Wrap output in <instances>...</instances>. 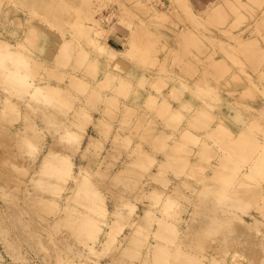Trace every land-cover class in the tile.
<instances>
[{
	"label": "rangeland",
	"instance_id": "rangeland-1",
	"mask_svg": "<svg viewBox=\"0 0 264 264\" xmlns=\"http://www.w3.org/2000/svg\"><path fill=\"white\" fill-rule=\"evenodd\" d=\"M59 1L61 0H0V38L10 43L12 47H15V44L22 40V43H20V50L27 53V55L32 56V58L28 56V59H32V61H34L33 58H35L36 62L34 61L35 64H33L35 69L33 68L34 66L32 67V70L34 71L32 74L34 78L33 85L35 83L44 84L49 82L58 85L61 89L63 88V94H58V98L55 100L57 102L51 106L35 100L33 103L28 102L30 101V98L26 96L24 92H21L20 94L19 92L18 94H11L9 98H6L4 87L2 85V77L6 72H0V264H74L76 262L82 264H144L143 259L145 257H147L145 264L148 262L151 263V260L153 262L152 257L154 256V249L151 247L156 245L155 243H158L159 241L161 243L163 241V238H161L162 241L159 238V240H155V238L161 237L160 233L158 235H153V233H151V229L152 232L158 230L155 228L158 226L156 224V221H159L158 219H163L162 222H159L163 223L164 221L163 224L166 225H164L165 227L163 229H161L163 225H159L161 227V230H159L162 231L161 234L163 235H166L163 232H172L173 229L170 228V226L173 227L172 224L175 226L177 225L176 227L174 226V231H177L178 233H170L171 235H174V233L176 234V237L178 238L177 242L179 243V240H181V245L183 242H186V244H183V247H187L188 245L187 248H183L182 246L179 247H182L183 249L186 248V251L189 250L191 253L193 251L194 256L196 255V252L194 251L198 252L197 256H192L194 259H197V261L193 264H218L222 259L223 264H264V216L260 215L259 212L261 211L257 210L258 203H249V208L248 204H243L247 208L240 206V209L243 208V210L246 209V211L248 209L247 212L249 214L256 211L255 213L259 220L250 219V215L245 211H242V209L240 211L239 207L237 209L233 207L237 210V212H239L236 214V211H233L231 218L228 217L226 219L225 215H228L221 214L222 205H226L225 203H221L223 201L221 198V201L218 198V196L222 193L219 185L216 186L217 184H220L219 179L214 177L218 173H221L219 170H221L220 162L222 160V149L224 150V153L226 150L230 149L231 153V148L234 147V143L242 139L243 136H250L249 140H245V142L241 140V147L243 149L247 148L248 150V152H244V155L247 156L246 159L252 157L254 153H258L260 149H264V68L261 73L259 72L260 68L257 69L259 63L261 64L262 61V63H264V55H262L264 54V15H262V18L260 16L258 17V14L264 11V7L260 5L261 8L263 7V10L260 8L262 10L261 11L259 9V5L257 7L256 3H254L257 2V0H253V2L251 0H247V2L246 0H243L245 1V5L242 6L241 4H238L237 6L240 5L239 9H242L244 12L241 13V11L238 10L241 13L238 14L236 10L238 8H235L237 6L234 0H230L234 3H231L228 0L229 3L227 6L224 4L228 1H226V3H224L225 1L222 2L224 4L219 8L217 7L221 3L217 4L216 2L220 0H172V4L173 2H176L175 4L180 2L179 5L176 6L177 10H174V5L167 7V5L163 3L164 0H85L87 1V4H85L86 2L84 0H63L68 3V5H71V7H68L66 12L62 14V11L58 6ZM211 1H215L217 7L216 5L214 6ZM262 1V3H264V0ZM44 2L51 4V6L47 8L46 3ZM82 2L84 4H82ZM247 4L251 6L248 7ZM208 6L213 7L211 8L213 10L215 8L219 10L222 6H224V8L222 7L223 9H220V11L223 10L222 12L224 13L221 14L224 15L225 19L222 15L217 16L220 11H208L210 9ZM204 8H206L207 12H209L210 18L206 16L207 22L203 17L205 15L202 17L200 16L204 11L206 13V10H203ZM227 10H229L228 13L226 12ZM253 10L259 11V13ZM78 11L79 13H77ZM178 11L180 13H178ZM198 12L199 15L195 14L196 16L193 18L191 13L198 14ZM211 12L213 14L216 13L215 15H212V19L210 16ZM187 13L191 14L192 17L188 16ZM232 13L233 15H231ZM252 13L257 15L252 16L254 15ZM121 14H125L123 15L124 17ZM164 14L167 16H163ZM228 14L232 17V19H230V16L227 17ZM39 15L51 21L53 26L43 20H40L39 23ZM206 15L208 14L206 13ZM76 16L78 21H74L76 20L74 19ZM198 16H200V18H204L202 19L203 24L200 22L201 19L198 18ZM220 17L223 18V21ZM192 18L198 19L199 21L197 20L195 23V20ZM226 18H229L230 20L228 19L229 21H226ZM191 20H193V23ZM127 23H131V26ZM31 24H38L42 28L51 27L52 30H50V28L48 29L47 36L45 39L43 36V40L41 38L28 39L27 36L31 32ZM223 28L226 29L224 30ZM248 28H250V31L248 33L249 38H247L248 40L246 39L247 42L246 40L240 41L236 38L239 37V35L243 36L248 31ZM191 30L194 31L197 38L201 33L198 44L195 45L196 47L193 46L194 42L191 43L192 46L190 45L191 39L189 40V31ZM185 33H189L187 34L188 36ZM110 36H116L117 41L121 45L119 46L120 48H116L110 44ZM117 36L121 37V39ZM191 36L194 38V35ZM231 36H234L235 38H230ZM251 39H254L255 43H253V40ZM200 40L204 42H200ZM249 40H251L252 43ZM124 41L127 44L124 43ZM177 41L178 45H176ZM207 41H210L212 44H209V42L206 43ZM62 42H64V44H62ZM244 42L248 44H244ZM233 43L237 44L236 48H234L235 44ZM240 43L243 44L242 46H244V48L238 47L241 46ZM213 44H215L216 47ZM64 45L65 47L68 46V48H65ZM141 45L146 49L142 48ZM43 46L46 48L41 49L40 47ZM59 46L62 51H59ZM260 46L262 47V50ZM63 47L64 50L68 49L67 51H64L68 52L67 54L63 52ZM187 47L189 49H187ZM227 47L228 50H226ZM249 48L252 51L255 48V53L253 52V54L251 52V54H249V51H251H248ZM143 49L145 52H143ZM211 49H215L214 53ZM43 50L44 53L42 52ZM122 50L125 51L123 52ZM242 50H245V52ZM83 51H86L85 54ZM208 51H211L213 54L211 52L207 54L206 52ZM113 52L118 56H114ZM139 52L140 54H138ZM216 52H218V54H216ZM197 55L200 59L196 57ZM221 55L222 57L224 56L225 60L224 58H221ZM246 55L251 58L249 57V59H247L248 57ZM143 56L146 57V60H143ZM142 57L143 61H140L141 59L139 58ZM256 57L257 59H255ZM196 58L199 60L196 61ZM201 58L205 59L201 60ZM214 58H216V60ZM219 58L222 62L219 61L218 63L217 61ZM92 59L95 60L93 63ZM96 59L98 60L96 61ZM118 59H122V62L120 61L121 64L116 62ZM171 59L172 62H170ZM123 60L126 61L127 64L125 63L124 65ZM249 60H253L254 62H250ZM112 61L117 64L112 65ZM185 61L188 62L184 65ZM100 63H102L101 66L103 65L104 69L101 67L99 68L98 64ZM128 63L129 65L131 63L132 66H128ZM221 63H225V65H222ZM211 64H214V66ZM216 64L218 66L220 64V66L225 67H218ZM232 65L235 67L234 70L237 72L235 85L233 82L231 85H227L230 88L224 86L226 90H222L223 88L221 85L218 86L219 90L222 91H218V88H216L217 86L215 87L217 90L214 89L211 84L215 83L214 81L217 82V76L219 74H224V70ZM116 66L117 68H113ZM123 66H127V68ZM106 67H108V69ZM124 68L125 70H123ZM213 68L216 71H213ZM220 68L223 70L222 72ZM110 69L112 73L109 71ZM217 69H220L219 73L217 72ZM103 70H105V72ZM126 70H128L131 74ZM128 73L129 75H127ZM124 74L125 76L127 75L130 77H125ZM111 75H115L114 78L110 77ZM123 77L125 80H129L130 78V84L129 81H124V79H122ZM218 77H220V75ZM237 79L240 80L237 81ZM120 80L124 81L127 86L125 87L122 84L123 88L118 87L116 89L114 83L118 84L120 83ZM190 81L193 83V86H191L192 83ZM187 82L189 84L191 83L190 86L187 85ZM237 82L238 84H236ZM128 84L129 86L133 84V86H130V89H126ZM184 85L186 87H184ZM238 85L240 86L238 87ZM172 86L176 89H173L174 94L176 92V94L179 93V95L183 94L182 97H186L187 100V95H189V98L191 96L190 100H193V104L191 101H186L185 98V101L183 99L182 100L190 106L185 104L182 105L184 102L182 103L181 97L178 96L181 101L179 102V100L175 98L176 94L174 95L171 91ZM169 89L170 94H173H171V99L168 98L170 94H167ZM151 90H154L155 92L157 90L156 93L161 99L162 96L164 97V100L168 98V103L172 102L170 104L176 108H173L172 106L171 109L170 104V106H167V101L162 103V100L159 97H156L157 94H155L154 91L153 94H151ZM24 91L27 93L26 90ZM139 93L145 95L144 97L146 102H150L148 101V98H151L150 96L156 95L155 97L158 99L157 101L154 100L153 96L152 99H150L156 106L154 104L152 105V103H147L148 105L146 102L143 103L144 97H141ZM110 97L112 98L110 99ZM222 97L224 98L223 100ZM114 98L116 102L113 100ZM137 99L139 102L146 104L147 106H142ZM172 99L174 101H172ZM109 100L110 102L113 100L114 103H112V101L111 104ZM8 101H10V103ZM175 101H178L179 104L177 103V105ZM228 101L231 102V105L226 103ZM123 102L126 106H123ZM225 105H228V108H231V106L236 108L237 111L234 112V108V111L232 110L233 113L231 114L229 112L232 111L228 112L229 109H225L230 114V117H234V121H236L237 118L240 119L239 116L236 117L238 114L242 111H246L245 113L242 112L245 119L243 117L242 118L245 121H242V118L238 121L239 123H244L235 125L237 122L235 123L233 121L234 128L239 129L243 127L242 130L237 129L236 131L238 132H236L235 129L229 131L233 128L230 126L232 124V118L227 117L229 114H227L226 117L223 116L226 119L222 117L223 114H226L222 111V109L224 110V108H227ZM191 107L194 108L190 110L189 108ZM195 107H198L196 108L197 110H208L207 112H209L208 114L210 116L207 112L206 114L200 111V113L196 112L197 110ZM194 109L195 113H198L196 116L194 115ZM220 110L223 112V114L221 112V117ZM142 111L144 112L142 113ZM247 112L250 116V118L247 116L248 119L246 118ZM169 113L171 114L170 116ZM173 113L175 115L178 114L177 116L179 118L175 119L176 117H174L175 120H170L169 118ZM250 113L253 114L251 115ZM189 114H193V116H191L194 120L193 122L191 121ZM233 114H236V116ZM187 115L190 118H188ZM206 115L209 117L207 118ZM196 117L200 118L196 119ZM222 119L224 120V125L221 123ZM73 122H76V124H73ZM184 123H187L188 125H184ZM65 124H67V127L69 128H74L75 131H81L82 137L78 136L81 139L80 141L78 140V137L70 139L64 137L63 125ZM180 124L182 125L179 128L178 125ZM218 124H220V127L216 128L217 126L215 125ZM245 124H248L249 127L252 124L251 128H253V130ZM183 125L184 127L187 125L186 131ZM83 126L85 131L81 129ZM214 126L215 130H217L212 134L211 131ZM148 128L150 129L148 130ZM181 128L184 130H181ZM179 129L181 131H177ZM145 130H147L148 133L147 131L145 132ZM208 130L209 132H207ZM219 130L222 131H220L222 135L218 132ZM240 131H242L241 135L244 134L243 136L239 134ZM191 132H193V135L196 134V137L200 136L196 144L192 142V139L187 135ZM209 133H211V135ZM154 134L156 135L155 138ZM160 135L164 136H161L162 139H160L163 141L166 135L169 136L168 138L166 136V139H168L165 140L166 143L161 141L163 146L161 143H157L160 142L158 140ZM183 135H186L187 139L180 140L179 142H183V144L180 145L188 146L187 151L183 153L184 155L176 152L174 149L175 146H173L175 143L174 137L178 138ZM234 136H238V138H235ZM184 137L185 136H183V138ZM222 139L224 142H221V145L219 142L222 141ZM205 143H212V147L209 146L210 149L212 148V152L208 149L212 153V157H209V155L207 156L209 151L207 152L206 149L204 151L207 153H203L204 151L201 150L205 148ZM168 144L170 145V148L173 146L172 149L174 151H170V148L167 150L169 147ZM208 145L210 144H207V148ZM223 145H226V148L228 146L229 149H226ZM190 147H192L193 150L197 149L195 152L199 151L197 152L198 158H193V156H196V153L193 152V155L191 153L192 150L191 152L189 150ZM167 151H169V153L175 152L177 153L176 157L179 156L183 158L181 161L183 162L181 172H183V169L185 172L181 173L179 171L180 173H178V175L180 174L182 178H179V176L176 177V173L174 175V168L172 170L169 169L168 164L173 161L169 162L168 160L174 159L165 154ZM200 151H202V153ZM219 151L221 154H219ZM51 152L53 154L57 153L56 155L59 154L61 156L67 155L69 160H73V169L78 170L81 168V170L85 169L88 171L89 175H87L91 180H93L92 187H94L99 194V199L95 204L101 205L104 203L108 209L107 215H105L106 217H103L106 221L103 222L104 220L102 219V222L105 224L104 225L102 223V226L104 225V230L108 231L107 227H109V225L107 223L114 218L113 216H115L113 215L112 210H118L121 212L124 225L126 223L127 226H125L121 233L116 234L117 236L119 235V239L116 240L115 244L110 245L109 249H107L108 247L105 248V243H103L104 239H107V231H104L103 229L100 230L95 240L90 243V237L87 236V232L89 230L86 225L83 227L85 222L79 217V208L88 212L87 221L90 222V208L87 205L90 204V202L89 199L86 200L85 197L82 196L85 195V192L81 191V195L73 196L75 182L71 177H68L66 182H64V180L57 179V177L53 178L46 176L47 174H42L41 171L39 172V169H41V163L45 159L44 157L51 154ZM190 153L193 156H191ZM141 154L144 155L143 157L146 160L143 159L142 162H139L140 159L138 158ZM226 154H229V151L228 153L226 152ZM188 157H190V159ZM230 157L231 155H229L228 158ZM153 159H155V161ZM157 159L160 161L158 162ZM166 160L169 163H167ZM191 160H193L196 164L197 162L200 164L197 166L199 172L198 169L195 170V167L194 170L195 172L197 171L196 174L198 176L206 175V177L209 178H206L207 181L203 179L204 181L202 180L201 182H198L197 178L193 176L195 175V172L192 170L193 167H191ZM152 161L154 162L151 163ZM160 162L162 164L161 167L163 168L158 166L157 163ZM218 165L219 167H217ZM172 166L174 167V165ZM172 166L170 168H172ZM185 167L187 168L185 169ZM188 167L191 168V170ZM87 171L84 172L87 173ZM191 171L194 172V174ZM212 171L213 173L215 172L213 176ZM206 173L209 174L210 177L207 176ZM245 173L247 176H245ZM245 173L242 174V176L245 177L243 178L239 175L238 180L243 182L242 179H247L249 184L247 187H249L252 192L258 194L257 198L260 199V202H264V199H262V193L264 194V177L261 178L263 175H261L259 171L258 173L255 172V175L248 174H254L253 171L249 170L248 173ZM33 174L35 176L31 181L30 177ZM248 175H250V177H255L249 178ZM215 180L218 181L215 182ZM241 181H239L240 188H247L244 186L247 182L244 181L242 184ZM195 182H198V184H194ZM207 182V186L209 185L210 188H212V186L215 188L210 189L209 187H206L204 190V185ZM199 183L203 186H200ZM211 183L213 184L210 185ZM191 185L195 186L191 188ZM200 187H203V189ZM261 187L262 189H260ZM194 188H197V190ZM200 189L204 190L206 193L208 192L209 194L207 195L210 197H207L206 195L204 198L203 195L206 193L204 192V194ZM151 190L153 194H161L162 197L160 199L163 201L160 200V205H167V203H164V200L167 201V199H171L173 196V199L171 200L174 202L171 200L168 201L169 203L172 202L173 206H171V209L165 208L167 210L166 211L165 209H162L163 206L158 208V206L160 207L159 204L154 205L152 201L155 199H151L153 198ZM212 190H220L219 192L221 193H216L218 194L217 196L214 193L215 191L213 192ZM196 191L202 194L199 196L197 195L196 197ZM167 194L170 195L168 196ZM166 196L171 197L168 198ZM228 201L230 202V200ZM131 203L134 204V208L130 207L132 206ZM98 205H96V207ZM130 209H132V212H130ZM144 209L152 213L150 215H153L152 218H154L155 221H152L153 223L150 225L152 220L150 219L148 224L150 227H143L142 234L135 236V233L133 234V232L137 227L136 224H140L141 220H144L141 219L143 218L141 214L145 211ZM153 210L155 214H153ZM163 210H165V212ZM249 210L251 212H249ZM214 212H218L219 216ZM238 214H242V217L240 218ZM91 215L97 216L98 213L93 211ZM157 215H160V218H157ZM179 218H183V220ZM213 218L216 220L215 222ZM135 220L137 223H134ZM208 220H211L212 222ZM217 220H220V222ZM244 220H246V223ZM247 220L250 221V223L247 222ZM144 221L142 223H144ZM210 222H214L212 227L208 226L210 225ZM218 222L221 225L218 224ZM213 225H215V227H213ZM205 226H208L211 230ZM217 226L218 228L222 226L221 229L223 231L218 229ZM212 228L214 229L213 231ZM206 229H208L209 232L207 231L206 233ZM179 232H182V235L184 232V237H182ZM203 232L205 234H203ZM122 234H130L132 236H130V239L125 242L126 239H121ZM203 235L204 238H202ZM197 236V239L199 240L196 241ZM141 239H145L146 241L141 242ZM186 239H188V243ZM223 240H225L224 244H222ZM138 241H140V243H138ZM148 242L151 246H149ZM163 242H165V240ZM199 244L203 245L201 246V249H199ZM152 249L153 251L151 254L150 250ZM206 251H212L210 254L211 256L209 255L210 252L208 253ZM143 254L144 257H142ZM151 255L153 256L151 257ZM225 261L226 263H224Z\"/></svg>",
	"mask_w": 264,
	"mask_h": 264
},
{
	"label": "bare ground",
	"instance_id": "bare-ground-1",
	"mask_svg": "<svg viewBox=\"0 0 264 264\" xmlns=\"http://www.w3.org/2000/svg\"><path fill=\"white\" fill-rule=\"evenodd\" d=\"M62 1V2H61ZM61 1H59V8H60V10L62 11V14L64 13V12H66V10H67V8L68 7H71V5H68V3H66V2H64L63 0H61ZM68 1V0H67ZM85 1V0H84ZM118 1V0H117ZM137 1V0H136ZM180 1V0H179ZM184 1V0H183ZM186 1V0H185ZM221 1V2H220ZM220 1H217L216 3L217 4H220L218 7H217V5L215 4V1L213 2V1H211V2H213V5L215 6L216 5V7L217 8H219L221 5H223L224 3H226V1H228V0H220ZM225 1V2H224ZM230 1V0H229ZM229 1L226 3V4H224V5H226L227 6V4L229 3ZM233 1V0H232ZM232 1H230L231 3H234L235 2V4H236V6L238 5V4H241L242 6H244L245 5V1H243V0H239L240 1V3H239V1H235L234 0V2H232ZM252 2H253V0H251ZM250 1V2H251ZM254 1H256V0H254ZM86 3L85 4H87V1H85ZM89 2V1H88ZM122 2V1H121ZM219 2V3H218ZM222 2H224V3H222ZM238 2V3H237ZM246 2H247V0H246ZM249 2V1H248ZM261 2V3H260ZM263 1L262 0H257V2H254V3H256V5H257V7H258V5H259V9L261 8L260 7V5L261 6H263L264 7V3H262ZM44 3H46V2H44ZM120 3V2H119ZM163 3L164 4H166L167 5V7H170L171 5L174 7V10L176 9V6H178L179 5V3H177V4H175L176 2H173V4H172V0L170 1V0H164L163 1ZM253 3V4H254ZM257 3H259V4H257ZM82 4H84L83 2H82ZM91 4V3H90ZM252 4V3H251ZM46 5H47V8H49L50 6H51V4H48V3H46ZM206 5H208V4H206ZM212 5V6H213ZM248 5V7L249 6H251V5H249V4H247ZM88 6H89V4H88ZM115 6V5H114ZM191 6V5H190ZM210 6H211V3H210ZM210 6H208V8H210L208 11H210V10H212V11H214V10H217L216 12H219L220 11V9L223 7L224 8V6H222L219 10L217 9V8H215L214 10L213 9H211V8H213V7H210ZM225 6V7H226ZM253 6V5H252ZM117 7V6H116ZM203 7V6H202ZM239 7H240V5L239 6H237V7H235V8H238V9H236L237 10V12H238V14H241L242 12H244L242 9L240 10L239 9ZM255 7V6H254ZM256 7V8H257ZM263 7L261 8L262 10H263ZM73 8V7H72ZM86 8H87V6H86ZM222 8V9H223ZM243 8V7H242ZM81 9V8H80ZM229 9V8H228ZM253 9H255V8H253ZM260 9V10H261ZM76 10H77V8H76ZM79 10V9H78ZM88 10V9H87ZM123 10H124V8H123ZM160 10V9H159ZM177 10V9H176ZM203 10H206V8H204ZM233 10V9H232ZM238 10H240L241 11V13L238 11ZM261 10V11H262ZM82 11V10H81ZM89 11V10H88ZM161 11V10H160ZM223 11V10H222ZM222 11H220V13L217 15V16H221L224 12H222ZM235 11V10H234ZM253 11H256V10H253ZM260 11V12H261ZM132 12V11H131ZM215 12V11H214ZM227 13L229 12V10H227L226 11ZM226 12H225V14H226ZM230 12H231V9H230ZM233 12V11H232ZM256 12H258L259 13V11H256ZM33 13V12H32ZM77 13H79V11L77 12ZM76 13V14H77ZM83 13V12H82ZM88 13V12H87ZM178 13H180L179 11H178ZM205 13V11L203 12V14L202 15H200L201 17L203 16V15H205V16H203L204 18H205V20H206V22H207V19H206V16H208L209 17V12H207V10H206V13L208 14V15H206V13ZM222 13V14H221ZM234 13V12H233ZM233 13L231 14V15H233ZM34 14V13H33ZM105 14V13H104ZM113 14V13H112ZM111 14V15H112ZM188 14V13H187ZM186 14V15H187ZM192 14V16H193V18H194V16H196V15H199V12H198V14L197 13H191ZM191 14H188V16H190V17H192L191 16ZM194 14V15H193ZM196 14V15H195ZM200 14H201V12H200ZM216 13H212L211 12V14H210V16H211V19L213 18L212 17V15H215ZM243 14H245V13H243ZM242 14V15H243ZM247 14V13H246ZM252 14H254V13H252ZM261 14V15H260ZM260 14H258V17L260 16L261 18H262V15H264V11H262ZM79 15V14H78ZM122 16L123 15H125V14H121ZM166 14H164L163 16H165ZM235 15V14H234ZM255 15H257V14H254V15H252V16H255ZM32 16V15H31ZM121 16V17H122ZM154 16H157V15H154ZM160 16V15H159ZM162 16V15H161ZM162 16V17H163ZM167 16V15H166ZM188 16H186L187 18H190V17H188ZM200 16H198V18H200ZM226 16V15H225ZM230 15L228 14V16L227 17H229ZM237 16V15H236ZM245 16V15H244ZM124 17V16H123ZM207 17V18H208ZM222 17L225 19V17H224V15H222ZM222 17H220L221 19H222V21H223V18ZM231 17V16H230ZM257 17V16H256ZM255 17V18H256ZM35 18V17H34ZM39 23H40V20H43V21H46V23L48 22V24L49 25H51V26H53L52 24V22L51 21H49L47 18H45V17H43V16H40L39 15ZM77 18V16L74 18V19H76ZM79 18V17H78ZM81 18V17H80ZM160 18V17H159ZM192 18V19H193ZM196 18V17H195ZM204 18H200L201 20H200V22L203 24V20L202 19H204ZM210 18V17H209ZM215 18V17H214ZM254 18V19H255ZM263 18H264V16H263ZM191 19V18H190ZM190 19H188V20H190ZM218 19V18H217ZM229 19V18H228ZM227 18H226V21L228 20ZM230 19H232V17L230 18ZM229 19V20H230ZM124 20H126V19H124ZM129 20H130V18H129ZM193 20H195L194 22L196 23L197 22V20L198 19H193ZM193 20H191L192 21V23H193ZM216 20V19H215ZM219 20V19H218ZM228 20V21H229ZM238 20V19H237ZM253 20V19H252ZM30 21V20H29ZM34 21V20H33ZM74 21H78V19H76V20H74ZM199 21V20H198ZM220 21V20H219ZM225 21V20H224ZM225 21V22H226ZM254 21V20H253ZM253 21H252V24H253ZM54 22V21H53ZM73 22V21H72ZM199 22V23H200ZM216 22H217V20H216ZM257 22H259V21H257ZM198 23V24H199ZM55 24V23H54ZM69 24V23H68ZM127 24H131V23H127ZM251 24V25H252ZM128 25V26H129ZM201 25V24H200ZM131 26V25H130ZM141 26V25H140ZM204 26V25H203ZM50 28V30H52V28L51 27H49ZM48 27H46V28H42L41 26H39L38 24H31V26H30V29H31V32L29 33V35L27 36V38L28 39H30V38H41L42 40H43V36H44V39H45V37L47 36V32H48V29H49ZM56 28V27H55ZM143 28V27H142ZM244 28V27H243ZM224 30L226 29V28H223ZM245 29V28H244ZM250 28H248V31L243 35V36H241V35H239V37H236L237 39H239L240 41H242V40H246L247 38H249V35H248V33H249V30ZM241 30V29H240ZM133 31V30H132ZM146 31V30H145ZM211 31V30H210ZM243 31V30H242ZM246 31V30H245ZM244 31V32H245ZM175 32H177V31H175ZM184 32H185V30H184ZM186 32H188V31H186ZM191 35H194V38H193V36H191ZM189 33H187V34H189V40H190V45L192 46V44L191 43H193V46H195V45H197L198 44V41H199V37L201 36V33H200V35H198V38H197V35H195V33H194V31H189ZM194 33V34H193ZM211 33H212V31H211ZM186 34V33H185ZM186 34V35H187ZM197 34H199V33H197ZM247 34V35H246ZM205 35V34H204ZM219 35V34H218ZM232 35H234V34H232ZM188 36V35H187ZM211 36V35H210ZM226 36V35H225ZM118 37V36H117ZM170 37V36H169ZM208 37V36H207ZM212 37H213V35H212ZM215 37V36H214ZM217 37V36H216ZM226 37H228V36H226ZM234 37V36H233ZM232 36L230 37V38H233ZM119 39H121V37H118ZM235 38V37H234ZM37 40V39H36ZM39 40V39H38ZM126 40H127V38H126ZM193 40V41H192ZM195 40H196V43H195ZM202 40V39H201ZM200 40V42H204V41H201ZM225 40V39H224ZM229 40H231V39H229ZM248 40V39H247ZM247 40H246V42H247ZM251 40H253L252 42L253 43H255V41H254V39H251ZM251 40H249L250 42H251ZM206 41V40H205ZM226 41V40H225ZM209 42V44H212V43H210V41H207L206 43H208ZM237 42H238V40H237ZM246 42H244V44L246 43ZM249 42V43H250ZM251 42V43H252ZM256 42H257V40H256ZM20 43H22V40L21 41H18L17 42V44H15V47H12L11 46V44L10 43H8V42H6L5 40H3L2 38H0V72H6L5 73V75L2 77V85H3V87H4V91H5V96H6V98L8 97H10V95L11 94H18V92H19V94L22 92H24V94H26V96H28L29 98H30V101H28V102H32L33 103V101L35 100V101H37V102H41V103H45V105H48V106H51V105H53L55 102H57V101H55L57 98H58V94H63V91H62V89L58 86V85H56V84H52V83H49V82H46V83H44V84H40V83H35L34 85H33V73H34V71L32 70L33 68L35 69V66L33 65V64H35V58H33L34 59V61H32V59H28L29 57L30 58H32V56H30V55H27V53H25V52H23L22 50H20V48H21V46H20ZM124 43H126L125 41H124ZM176 43V42H175ZM228 44H230L229 42H227ZM61 44V43H60ZM62 44H64V42H62ZM127 44V43H126ZM134 44V43H133ZM132 44V45H133ZM233 44H235V43H233ZM233 44H231V45H233ZM241 44V43H240ZM246 44H248V43H246ZM40 45H42V44H40ZM67 45V44H66ZM136 45V44H135ZM139 45V44H138ZM176 45H178V41H177V44ZM202 45H203V43H202ZM208 45V44H207ZM215 47H216V45L215 44H213ZM236 45L237 44H235V47L234 48H236ZM243 44H241V46H238L239 48H241V47H243L244 48V46H242ZM251 45V44H250ZM255 45V44H254ZM261 45V44H260ZM45 46V45H44ZM40 47L41 49L42 48H46V47ZM122 46H123V44H122ZM130 46V45H129ZM128 46V47H129ZM175 46V45H174ZM206 46V45H205ZM211 46V45H210ZM218 46V45H217ZM246 46V45H245ZM64 47H65V45H64ZM64 47H63V52L66 50H68V49H65L64 50ZM125 47V46H124ZM141 47L142 48H145V47H143L142 45H141ZM140 47V48H141ZM196 47V46H195ZM198 47V46H197ZM209 47V46H208ZM212 47V46H211ZM248 47H250V46H248ZM251 47H252V45H251ZM261 47V46H260ZM65 48H68V46L67 47H65ZM127 48V47H126ZM132 48V47H131ZM131 48H128V49H131ZM139 48V49H140ZM141 48V49H142ZM173 48H175V47H173ZM213 48V47H212ZM230 48V47H229ZM238 48V49H239ZM258 48V47H257ZM37 49H39V48H37ZM61 49V47L59 46V51H62V49ZM146 49V48H145ZM187 49H189L188 47H187ZM253 49V48H252ZM260 49V48H259ZM208 50V49H207ZM212 51H213V53H214V50L213 49H211ZM217 50V49H216ZM226 50H228V47H227V49ZM240 50V49H239ZM247 50V49H246ZM249 50H251L250 48L248 49V51ZM254 50H255V48H254ZM254 50L252 51H249L248 53L249 54H251V52L253 53L254 52ZM257 50V49H256ZM261 50H262V47H261ZM46 51H47V49H46ZM123 51V50H122ZM125 51V50H124ZM123 51V52H124ZM130 51V50H129ZM220 51H222V50H220ZM235 51H236V49H235ZM243 52H245V50H242ZM259 51V50H258ZM43 53H44V50L42 51ZM48 52V51H47ZM86 52V51H85ZM85 52L83 51V53L85 54ZM128 52V51H127ZM132 52V51H131ZM143 52H145V50L143 49ZM189 52H190V50H189ZM188 52V53H189ZM211 51H208V52H206L207 54L208 53H210ZM218 52H219V50H218ZM218 52H216V54H218ZM238 52V51H237ZM237 52H235V53H237ZM247 52V51H246ZM260 52V51H259ZM259 52H258V54H259ZM46 53V52H45ZM59 53V52H58ZM64 53H68V52H64ZM63 53V54H64ZM133 53L135 54V52L133 51ZM141 53H142V51H141ZM147 53V52H146ZM187 53V52H186ZM191 53H193V52H191ZM212 53V52H211ZM212 53V54H213ZM222 53V52H221ZM232 53V52H231ZM230 53V54H231ZM234 53V52H233ZM248 53H246V54H248ZM255 53V52H254ZM253 53V54H254ZM40 54V53H39ZM66 54H64V55H66ZM112 54V53H111ZM110 54V55H111ZM138 54H140V52L138 53ZM143 54V53H142ZM194 54H196V53H194ZM211 54V55H212ZM229 54V55H230ZM238 54V53H237ZM241 54V53H240ZM248 54V55H249ZM257 54V55H258ZM261 54V53H260ZM53 55V54H52ZM113 55L115 56V55H117L116 53H114L113 52ZM215 55V54H214ZM213 55V56H214ZM228 55V54H227ZM262 55H264V54H262ZM29 56V57H28ZM84 56H86V55H84ZM118 56V55H117ZM132 56H133V54H132ZM142 56V55H141ZM206 56H209V55H206ZM226 56V55H225ZM247 56V55H246ZM260 56V55H259ZM140 57V56H139ZM144 57V56H143ZM143 57L142 58H139V59H141L140 61H143V60H146L145 58L146 57H144V59H143ZM197 58H199V56L197 55L196 56ZM215 57V56H214ZM237 57V56H236ZM248 57V56H247ZM250 57V56H249ZM249 57L247 58V59H249ZM254 57V56H253ZM110 58V57H109ZM115 58H117V57H115ZM123 58V57H122ZM126 58V57H125ZM133 58V57H132ZM162 58V57H161ZM196 58V59H197ZM208 58V57H207ZM221 58H224V56L222 57V55H221ZM251 58V57H250ZM259 58V57H258ZM71 59V58H70ZM143 59V60H142ZM163 59V58H162ZM200 59V58H199ZM199 59H197L196 61H198ZM205 58H201V60H204ZM215 60H216V58H214ZM237 59H239V58H237ZM255 59H257V57L255 58ZM98 59H96V61H97ZM111 60V59H110ZM113 60H114V58H113ZM124 60H127V59H124ZM123 60V61H124ZM160 60V59H159ZM194 60V59H193ZM214 60V61H215ZM221 59L219 58L218 59V63H219V61H220ZM224 60H225V58H224ZM241 60V59H240ZM90 61H91V59H90ZM93 61H95L94 59H92V63H93ZM120 61L122 62V59H118V61H116V62H119L120 63ZM139 61V60H138ZM213 61V60H212ZM211 61V62H212ZM242 61V60H241ZM250 62H252L253 60H249ZM259 61H262V60H259ZM99 62V61H98ZM98 62H96V63H98ZM109 62V61H108ZM129 62V61H128ZM170 62H172V59H171V61ZM186 62H188V61H185V63H184V65L185 64H187ZM190 62V61H189ZM194 62V61H193ZM201 62V61H200ZM220 62H222V61H220ZM254 62V61H253ZM256 62H257V60H256ZM263 62V61H262ZM261 62V64L259 63V66L257 67V69H259V72L261 73V72H263L264 70H263V68H264V63H262ZM118 63V64H119ZM125 63H126V61H124V65H125ZM191 63H192V61H191ZM214 63H216V62H214ZM101 64L102 63H100V64H98L99 65V68L101 67V68H103V65L101 66ZM105 64V63H104ZM114 64H117V63H114V61H112V65H114ZM121 64V63H120ZM127 64V63H126ZM177 64V63H176ZM222 64V63H221ZM224 65H225V63H223ZM222 64V65H223ZM255 64V63H254ZM97 65V64H96ZM96 65H95V67H96ZM123 65V64H122ZM121 65V66H122ZM130 65H131V63H130ZM129 65V63H128V66H130ZM212 65V64H211ZM244 65V64H243ZM34 66V67H33ZM108 66V65H107ZM132 66V65H131ZM212 66H214V64L212 65ZM216 66H218L217 64H216ZM227 66V65H226ZM233 66V65H232ZM232 66H229V68L227 67V69L226 70H224L225 72H224V74H219L220 75V77H218L217 76V82L216 81H214L215 83H213V84H211L212 85V87H214V89H216V88H218V86H222V90H224L225 89V87L224 86H227V85H231V83H233L234 82V85H235V79H236V77H237V72L234 70L235 69V67L233 68ZM263 66V67H262ZM33 67V68H32ZM119 67V66H118ZM123 67H126L127 68V66H123ZM122 67V68H123ZM186 67H188V66H186ZM218 67H222V66H220V64H219V66ZM217 67V68H218ZM225 67V66H224ZM224 67H222V68H224ZM98 68V67H97ZM107 69H108V67H106ZM113 68H117V66L116 67H113ZM132 68V67H131ZM216 68V67H215ZM238 68V67H237ZM104 69V68H103ZM129 69V68H128ZM177 69V68H176ZM221 69V68H220ZM219 69V70H220ZM123 70H125V68L123 69ZM134 70V69H133ZM148 70H150V69H148ZM175 70V69H174ZM218 69H217V72L219 73L220 71H219ZM263 70V71H262ZM104 72H105V70H103ZM109 71H111V69L109 70ZM126 71H128V70H126ZM126 71H124V72H126ZM129 71H130V69H129ZM128 71V72H129ZM213 71H216L214 68H213ZM223 70L221 69V72H222ZM236 73H235V72ZM238 71V70H237ZM241 72V71H240ZM110 73V72H109ZM111 73H112V71H111ZM127 73V72H126ZM125 73V74H126ZM130 73V72H129ZM129 73L127 74V75H129ZM113 74H115V73H113ZM112 74V75H113ZM125 74H124V76H125ZM131 74V73H130ZM258 74V73H257ZM110 76V77H113L114 78V76ZM125 76V77H130V76ZM239 75V74H238ZM253 75V74H252ZM245 77H247V76H245ZM255 77H256V75H255ZM75 79H76V77H75ZM103 79V78H102ZM122 79H124V77L122 78ZM104 80V79H103ZM115 80V79H114ZM238 80H240V79H237V81ZM73 81V80H72ZM75 81V80H74ZM102 81V80H101ZM100 81V82H101ZM121 81L122 80H120V83H114V85H115V88L117 89L118 87H120V88H123V85L126 87L127 86V84L124 82V81H129V84H130V78H129V80H125L124 79V81H122V83H121ZM1 82V81H0ZM118 82V81H117ZM188 82H189V80H188ZM187 82V83H188ZM191 82V81H190ZM254 82H256V81H254ZM126 85H125V84ZM128 83V82H127ZM192 83V82H191ZM190 83V84H191ZM210 83V82H209ZM123 84V85H122ZM129 84H128V87L126 88V89H130L129 87L130 86H133V84H131L130 86H129ZM190 84L188 83L187 85H189L190 86ZM236 84H238V82L236 83ZM240 84V83H239ZM118 85V86H117ZM121 85V86H120ZM170 85V84H169ZM171 85H173V84H171ZM211 85L209 84V86L211 87ZM253 85H255V84H253ZM61 86V85H60ZM175 86V85H174ZM180 86H182V85H180ZM180 86H178V87H180ZM191 86H193V83H192V85ZM217 86V87H216ZM233 86V85H232ZM240 85H238V87H239ZM112 87V86H111ZM124 87V88H125ZM155 87V86H154ZM183 87V86H182ZM181 87V88H182ZM184 87H186L185 85H184ZM216 87V88H215ZM227 87H229V86H227ZM226 87V88H227ZM237 87V86H236ZM177 88V87H176ZM230 88V87H229ZM232 88V87H231ZM173 86H172V89H171V91L173 92V94H174V91H173ZM24 90H26V92L27 93H25V91ZM115 90V89H114ZM118 90H121V89H118ZM118 90H116V91H118ZM174 90H176V89H174ZM217 90V89H216ZM222 90H219V88H218V91H222ZM226 90V89H225ZM154 91V90H153ZM153 91L151 90V94H153ZM169 92L167 93V94H170V89L168 90ZM150 92V91H149ZM155 92V91H154ZM156 92H157V90H156ZM155 92V94H157ZM176 92V91H175ZM144 93V92H143ZM177 93V92H176ZM175 93V94H176ZM146 94V93H145ZM161 94H162V92H161ZM165 94H166V92H165ZM172 94V93H171ZM171 94H170V96L168 97V98H172V96H171ZM172 94V95H173ZM174 94V95H175ZM185 94V93H184ZM187 94V93H186ZM235 94V93H234ZM114 95V94H113ZM139 95L142 97H144L145 95H142V93L140 94L139 93ZM183 95V94H182ZM182 95H179V93L178 94H176V99L177 100H179V102H181L182 101V103L186 100V101H191L190 100V98H191V96H190V98H189V95H187L188 96V100H187V98L185 99L184 97H182ZM4 96V97H5ZM139 96V97H140ZM150 96V95H149ZM153 96V98H154V100H158L157 98L159 97V95L157 94V98L154 96V95H152ZM152 96H150L151 98H148L147 100L148 101H150V102H146L145 100V97H144V101H143V103H145L146 102V104L148 103V104H151L152 103V105L154 104L155 105V103L152 101V100H150V99H152ZM178 96H180L181 97V101H180V97L178 98ZM231 96V95H230ZM14 97V96H13ZM17 97V96H16ZM15 97V98H16ZM27 97V98H28ZM140 97V98H141ZM174 97V96H173ZM232 97V96H231ZM29 98H28V100H29ZM112 97H110V99H111ZM116 98V97H115ZM115 98L113 99L115 102H116V100H115ZM140 98H139V100H140ZM160 98V97H159ZM164 97L162 96V103H165L166 101V103H168L169 101L166 99V100H164L163 99ZM166 98V97H165ZM233 98V97H232ZM231 98V99H232ZM128 99V98H127ZM184 101H183V100ZM193 99V98H192ZM224 98L222 97V100H223ZM230 99V100H231ZM1 100V99H0ZM5 100H8V99H5ZM112 100V101H113ZM125 100H126V98H125ZM138 100V99H137ZM139 100H138V102H139ZM141 100H142V98H141ZM160 100V101H161ZM14 101V100H13ZM111 101V102H112ZM114 101L112 102V103H114ZM128 101H129V99H128ZM155 101V102H156ZM172 101H174L173 99H172ZM226 101H227V99H226ZM9 103H10V101H8ZM109 102H110V100H109ZM110 102V103H111ZM176 102V101H175ZM179 102L177 101L176 102V104L178 103L179 104ZM193 102V100L191 101V103ZM196 102V101H195ZM8 103V104H9ZM111 103V104H112ZM124 103V102H123ZM127 103V102H126ZM140 104H142L141 102H139ZM157 103V102H156ZM158 103H161V102H158ZM170 103H172V102H170ZM170 103H168V105L167 106H170L171 104ZM174 103V102H173ZM181 103V104H182ZM188 103V102H187ZM190 103V104H191ZM198 103H200V102H198ZM198 103H197V106H198ZM226 103H228V105L231 103L230 101H228V102H226ZM30 104V103H29ZM108 104V103H107ZM132 104V103H131ZM137 105H139L138 103H136ZM146 104H142V106L143 105H146ZM147 104V105H148ZM170 104V105H169ZM177 104V105H178ZM180 104V105H181ZM188 105V106H190L189 104H186L185 102L182 104V105ZM193 104V103H192ZM132 105H134V104H132ZM146 105V106H147ZM151 105V106H152ZM159 105V104H158ZM204 105V104H203ZM206 105H207V103H206ZM221 105V104H220ZM228 105H225L226 107L228 106ZM231 105V104H230ZM110 106V105H109ZM122 106V105H121ZM123 106H126L125 105V103L123 104ZM146 106H144V107H146ZM156 106V105H155ZM173 105H171L170 106V108L172 107ZM176 106V105H175ZM192 106V105H191ZM196 106V105H195ZM202 106V105H201ZM128 107V106H127ZM141 107V106H140ZM182 107V106H181ZM186 107V106H185ZM200 107V106H199ZM173 108H176V107H174L173 106ZM184 108V107H183ZM192 108H194V107H191V108H189L190 110L192 109ZM196 108H198V107H195V109ZM205 108V107H204ZM207 108V107H206ZM232 108V109H231ZM231 108L229 107H227V108H224V110L222 109V111H224V113H226V114H223V112L220 110V117H221V115H222V117L223 116H227V114H231V113H233V111L234 112H236L237 110H236V108L234 109L232 106H231ZM172 109V108H171ZM170 109V110H171ZM195 109H194V115L196 116V114H198V113H200V112H203V113H205L206 114V112L208 111L207 109H205V110H207V111H204V110H197L196 112H198V113H195ZM225 109H229L228 110V112L229 111H232L233 109V111L232 112H227ZM231 109V110H230ZM141 110V109H140ZM189 111V110H188ZM200 111V112H199ZM226 111V112H225ZM144 111H142V113H143ZM172 112V111H171ZM170 112V113H171ZM176 112V111H175ZM221 112H222V114H221ZM243 112V111H242ZM241 112V113H242ZM246 112V111H245ZM245 112H243V113H245ZM132 113V112H131ZM141 113V112H140ZM169 113V116L171 115ZM191 113H193V112H191ZM203 113H202V115H203ZM209 112H207V114H208ZM211 113V112H210ZM239 113V112H238ZM238 114L237 116H236V114H233L234 116H236V117H238L239 116V118L241 119L242 117L245 119V116H244V114L242 115V114ZM89 114V113H88ZM126 114H128V113H126ZM205 114H204V116H205ZM219 114V113H218ZM230 114H229V116H227V117H230ZM247 115H246V118L248 119V117L250 118V116L248 115V112L246 113ZM251 114V113H250ZM253 114V113H252ZM251 114V115H252ZM129 115V114H128ZM132 115H134V114H132ZM131 115V116H132ZM162 115V114H161ZM178 114H172V118L170 117L169 118V116H168V114H167V116H168V118L170 119V120H175V119H178L179 117L177 116ZM190 115V117L191 116H193V114L191 115V114H189ZM209 115V114H208ZM241 115V116H240ZM90 116V115H89ZM92 116V115H91ZM188 116V115H187ZM207 116V115H206ZM210 116V115H209ZM209 116H207V118L209 117ZM248 116V117H247ZM174 117H176L175 119H174ZM189 116H188V118H190ZM225 117H223V118H225ZM236 117H235V119H236ZM194 118V117H193ZM197 118H200V117H196V119ZM230 118H232L231 119V125L230 126H232L233 128L232 129H230L229 131H232V130H234L235 129V131L238 129H236V128H234V126H233V124H234V122L236 123L235 125H239V124H242V123H244V122H242V123H239L238 121H240V119H236V121H234L233 120V116L232 117H230ZM242 118V121L244 120ZM191 119V121L193 122L194 120L192 119V117L190 118ZM195 119V118H194ZM226 119V118H225ZM228 120H230L229 118H227ZM180 120V119H179ZM224 120L222 119V125H224L223 122ZM234 121V122H233ZM245 121V120H244ZM254 121V120H253ZM191 122V123H192ZM190 123V124H191ZM220 123V124H221ZM73 124H76V122H73ZM173 124V123H172ZM176 124V123H175ZM185 124H187V123H184V125ZM192 124H194V123H192ZM220 124H218V125H215V126H217L216 128H218V127H220ZM253 124H255V123H253ZM182 124H180V125H178L179 126V128H180V126H181ZM184 125H183V127H184ZM188 125V124H187ZM186 125V126H187ZM244 125V124H243ZM246 125V124H245ZM248 125V124H247ZM246 125V126H247ZM256 125V124H255ZM64 127H63V135H64V137H66V138H68V139H70V138H74V137H82L81 136V131H75V129L74 128H69V127H67L68 125L67 124H65V125H63ZM186 126L184 127V129H185V131H186ZM215 126L212 128V131H211V133L213 134V132H215L216 130H215ZM242 126V125H241ZM236 127V126H235ZM238 127H240V126H238ZM247 127H249V125L247 126ZM252 127V124H251V126L249 127V128H251ZM177 128V127H176ZM243 128V127H242ZM242 128H239L238 130H242ZM81 129H83L84 130V126L81 128ZM145 129V128H144ZM143 129V130H144ZM147 129V128H146ZM150 128H148V130H149ZM183 128H181V130H182ZM183 129V130H184ZM229 129V128H228ZM252 130H253V128H251ZM180 129L179 130H177V131H181ZM189 130V129H188ZM245 130V129H244ZM85 131V130H84ZM83 131V132H84ZM147 130H145V132H146ZM220 131L221 130H219L218 132L220 133ZM246 131H247V128H246ZM207 132H209V130L207 131ZM222 132V131H221ZM236 132H238V131H236ZM241 132L242 131H240L239 132V134L241 135ZM147 133H148V131H147ZM193 132H191V133H189V134H187L188 135V137L189 138H191L192 139V142H194L195 144H196V142H198V139H199V137H196V134H194L195 135V138H194V135L192 134ZM211 133H209L210 135H211ZM230 133V132H229ZM258 133V132H257ZM79 134V135H78ZM150 134V133H149ZM153 134V133H152ZM156 134V133H155ZM154 134V138H155V136L157 135H155ZM162 134V133H161ZM232 134H233V132H232ZM235 134V133H234ZM83 135V134H82ZM159 135V134H158ZM164 135V134H163ZM163 135H160V137L159 136H157V137H159L158 138V140L160 141V142H157V143H161V141L164 143L165 142V140H168V139H166V136H167V138L169 137L168 135H166L165 136V138H164V141L163 140H160V139H162V137L161 136H163ZM220 135H222L221 133H220ZM244 134H242L241 136H243ZM248 135H249V133H248ZM176 136V135H175ZM183 136H185L184 138H183ZM182 137H178V138H176V137H174V141H175V143H174V141H173V146H175L174 147V149L176 150V152H178L179 154L180 153H185L186 151H187V147L188 146H181L180 144H183V142L181 143V142H179L180 140H186L187 139V136L186 135H183ZM191 136V137H190ZM209 136V135H208ZM217 136V135H216ZM233 136V135H232ZM78 137V138H79ZM156 137V138H157ZM164 137V136H163ZM218 137H219V135H218ZM235 138H238V136L236 137V136H234ZM234 137H233V139H234ZM242 138V137H241ZM249 138H250V136H248V137H244L243 136V138L242 139H240V140H238L236 143H234V147H232L231 148V153H230V149L228 148V146H227V148H226V145L224 146L226 149H229V150H226V152L228 153V151H229V154H226V152L224 153L223 151V149H222V156H221V162H220V168H221V170H219L221 173L219 174H217V175H215L214 177L216 178V179H219V183L220 184H217L216 186H218L219 185V187H220V190H221V192H219V191H213L215 194L216 193H221L220 194V196H218V194H216L217 196H218V198H219V200L221 201V199L223 200L221 203H225V205L226 206H224V205H222V210H221V214L222 215H225V214H227L228 216H226L225 215V218L227 219L228 217L229 218H231V216L233 215V211L235 212L236 211V214L239 212H237V208L239 207V209H240V206H242L243 208L245 207L243 204H248V208H249V203L250 204H253V203H255V204H257L258 205V209L257 210H259V211H261V212H259V214L260 215H262V216H264V202L262 201V202H260L259 200L260 199H258L257 197H258V194H256V193H254V192H252V190L249 188V187H247V186H249V184H248V181H247V179L246 180H244V179H242L243 180V182L245 181V182H247V184H244V186H246L247 188H245V189H241L240 188V182L239 181H241V180H238L239 179V175L240 176H242V174H244L245 172H247L248 173V170L249 171H253V173L254 174H251V173H248V174H250V175H255V172L256 173H258V171L260 172V174L261 175H263V176H261V178L262 177H264V149L263 150H261L260 149V151H258V153H254V155L252 156V157H250V158H247L246 159V157L247 156H245L244 154V152L246 151V152H248V150H247V148L246 149H243L242 147H241V140H243L244 142H245V140H249ZM79 141L81 140L80 138L78 139ZM157 140V141H158ZM79 141H77V142H79ZM155 141H156V139H155ZM234 141H236V140H234ZM168 142V141H167ZM179 142V143H178ZM206 142V141H205ZM209 142H212V141H209ZM214 142V141H213ZM219 142V141H218ZM221 142L223 143L224 141H223V139H222V141H220L219 143L221 144ZM166 143V142H165ZM79 144V143H78ZM162 144V143H161ZM171 144V143H170ZM206 144V146H204L205 148L204 149H201L202 151H204L205 149L207 150V152L209 151L208 149H210V147L209 146H211L212 147V143H205ZM207 144H210V145H208V148H207ZM225 144V143H224ZM169 145V144H168ZM168 145H166V146H168ZM222 145V144H221ZM162 146H163V144H162ZM173 146H171V148H170V145H169V147H168V149L167 150H169V148H170V151L171 150H173L172 149V147ZM224 147H222V148H224ZM141 149V148H140ZM195 149V148H194ZM190 152H191V150H192V154L194 155V153L193 152H195V150H197V149H195V150H193V148L192 147H190ZM199 150V149H198ZM174 151V150H173ZM202 151H200L201 153H202ZM210 151L212 152V148L210 149ZM206 152V151H204L203 153H207V156L209 155V157L211 156H213L212 155V153L211 152ZM49 152V151H48ZM52 152H56V151H52ZM51 152V154H49L48 156H46V157H44L45 159L42 161V163H41V169H39V172L41 171V173L42 174H47L46 176H50V177H53V178H56L57 177V179H61V180H64V182H66V180H67V178L69 177H71L72 179H73V181L75 182L74 184H75V189H74V193H73V196H79V195H81L82 193H81V191H84L85 192V195H82L83 197H85V199L86 200H88L89 199V202H90V204H87L88 206H89V208H90V222H88L87 221V215H88V212L87 211H83L82 209H78V213H80L79 214V217L81 218V220H84V225H83V227L86 225V227H87V229L89 230L88 232H87V236L88 237H90V243L92 242V241H94L95 240V238L97 237V235H98V232L100 231V230H102L103 229V226L105 225L103 222H105L106 220H104L105 218H103V217H106L105 215H107V212H108V209H107V207H106V205L104 204V203H102L101 205H98V204H95L96 203V201L99 199V194L97 193V190L96 189H94V187H92L93 185V180H91L90 178H89V173H88V171L87 170H85V169H82L81 170V168H79L78 170H75V169H73V163H72V161L71 160H69L68 159V156L66 157V156H61V155H56L55 153L53 154ZM197 152H199V151H197ZM197 152H195L196 153V156H193L191 153V156H193V158L195 157V158H198L197 156ZM168 153H169V151H167L165 154L168 156V157H170V158H173L174 160H172V159H169L168 161L170 162V161H173L172 163L170 162H168L167 160V163H169L168 164V166H169V169H176V170H174L173 169V173H174V175H175V173L177 174L176 175V177L177 176H179V178H182V176L179 174L178 175V173H180L181 172V169H182V166H183V162H181L182 160H183V158H181V157H176V155H177V153H175V152H171V153H169V155H168ZM210 153V154H209ZM181 154V155H182ZM219 154H221L220 153V151H219ZM218 154V155H219ZM251 154V153H250ZM180 155V156H181ZM184 155V154H183ZM229 155H231V157L230 158H228L229 157ZM144 155L143 154H141L140 156H139V158L138 159H140L139 160V162H142L143 161V159H144V157H143ZM175 156V157H174ZM245 156V157H244ZM147 157V156H146ZM145 157V158H146ZM149 158H150V156H149ZM189 159H190V157H188ZM168 159V158H167ZM144 160H146V159H144ZM154 161H155V159H153ZM188 160V159H187ZM194 160V159H193ZM193 160H191V167H193L192 168V170H194V167L196 168L195 170H197L198 168H197V166H199L200 164H198V162H197V164L193 161ZM154 161H152L151 163H153ZM157 161L159 162L160 160H158L157 159ZM193 161V162H192ZM195 161H196V159H195ZM163 162H164V160H163ZM190 162V161H189ZM133 163H134V161H133ZM166 163V162H165ZM158 164V166L159 167H161L162 166V164H161V162L160 163H157ZM174 165V167L172 166V165ZM154 165V164H153ZM148 166V165H147ZM157 166V165H156ZM172 166V168H170ZM188 166V165H187ZM151 167V166H150ZM153 167V166H152ZM165 167V166H164ZM217 167H219V165L217 166ZM147 168V167H146ZM161 168H163V167H161ZM160 168V169H161ZM187 167H185V169H186ZM189 168V167H188ZM190 170H191V168H189ZM216 169V168H215ZM250 169H253V170H250ZM86 172L87 171V173H85L84 171ZM161 170H163V169H161ZM161 170H160V172H161ZM195 170H194V172H195ZM213 170H214V168H213ZM180 171V172H179ZM159 172V173H160ZM185 172V170L183 169V172H181V173H184ZM192 172V171H191ZM194 172H192L193 174H194ZM197 172V171H196ZM196 172H195V175H193V176H195V178H197V180H198V182H201L203 179L204 180H206V175H203V176H198L197 174H196ZM198 172H199V169H198ZM215 173V172H214ZM214 173H213V171H212V176L214 175ZM88 174V175H87ZM148 174V173H147ZM188 174V173H187ZM207 174V173H206ZM211 174V173H210ZM246 174V173H245ZM159 175H161V174H159ZM186 175V174H185ZM250 175H248V177L249 178H252V177H255V176H251L250 177ZM34 174L33 175H31V177H30V180L32 181L33 180V178H34ZM181 176V177H180ZM198 176V177H197ZM207 176H209V174H207ZM245 176H247V174L245 175ZM245 176H242L243 178L245 177ZM210 177V176H209ZM178 178V179H179ZM187 178H188V176H187ZM190 178V177H189ZM194 178V179H195ZM191 179V178H190ZM193 179V180H194ZM207 179H209V178H207ZM211 179H212V177H211ZM240 179H241V177H240ZM264 179V178H263ZM203 180V181H204ZM214 180V179H213ZM207 181V180H206ZM218 181V180H217ZM216 180H215V182H217ZM36 182V181H35ZM198 182L196 183H194V184H198ZM214 182V181H213ZM243 182L241 181V183L243 184ZM204 183V182H203ZM64 184V183H63ZM186 184V183H185ZM189 184H191V183H189ZM200 184V183H199ZM207 184H208V182L207 183H205V187H204V190H205V188L206 187H209V185L207 186ZM213 183H211L210 185H212ZM176 185V184H175ZM188 185V184H187ZM202 184H200V186H201ZM189 186V185H188ZM193 186H195V185H193ZM192 185H191V188L193 187ZM203 186V185H202ZM215 186V185H214ZM72 188V187H71ZM191 188H189V189H191ZM199 188V187H198ZM201 189H203V187H200ZM210 188V187H209ZM213 188H215V187H213L212 186V188H210V189H213ZM62 189V188H61ZM195 190H197V188H194ZM200 189V190H201ZM217 189V188H216ZM219 189V188H218ZM260 189H262V187L260 188ZM156 190V189H155ZM199 190V189H198ZM204 190H201V192L203 191V193L205 192ZM207 190H209V189H207ZM160 191V190H159ZM159 191H158V193H159ZM192 191H194V190H192ZM211 191V192H212ZM154 192V191H153ZM156 192V191H155ZM162 192V191H161ZM174 192V191H173ZM197 192V194H196V197H197V195L199 196V195H201L202 193H199L198 191H196ZM210 192V191H209ZM167 193V192H166ZM166 193H165V195H166ZM199 193V194H198ZM206 193V192H205ZM204 193V194H205ZM194 194H195V192H194ZM207 194H209L208 192L205 194V195H203V197L205 198L206 197V195ZM213 194V193H212ZM215 194H214V196H215ZM151 195L153 196V198H151V199H155L154 201H152L153 203H154V205H157V204H159V203H161L160 202V200H162V199H160L162 196H161V194L159 193V194H153L152 193V190H151ZM151 195H150V197H151ZM168 195V194H167ZM170 195V194H169ZM168 195V196H169ZM172 195V194H171ZM260 195V194H259ZM168 196H166V197H168ZM187 196V195H186ZM216 196V197H217ZM262 199H264V194L262 193ZM171 197V196H170ZM170 197H168V198H170ZM188 197V196H187ZM207 197H210V196H208L207 195ZM213 197V196H212ZM211 197V198H212ZM164 198V197H163ZM189 198V197H188ZM221 198V199H220ZM150 199V198H149ZM150 199V200H151ZM167 199V198H166ZM171 199H173V196H172V198ZM171 199H167V201L166 200H164V203L166 204L167 203V205H160V207L158 206V208H161L162 206V209H171V206H173L172 205V202L171 203H169L168 201H170ZM226 201H225V200ZM255 199V200H254ZM228 200H230V202L228 201ZM100 201V200H99ZM163 201V200H162ZM171 201H173V200H171ZM220 201H219V203H220ZM228 201V202H227ZM258 201V202H257ZM174 202V201H173ZM156 203V204H155ZM170 204V206H169V204ZM217 203V202H216ZM174 204V203H173ZM96 205H98L97 207H98V209H97V207H96ZM131 205L132 206H130L131 208L133 207L134 208V204H132L131 203ZM166 206V207H165ZM209 206H211V205H209ZM170 207V208H169ZM217 207V206H216ZM219 207V206H218ZM236 208V209H234V208ZM135 208H136V206H135ZM156 208V207H155ZM243 208H241L242 209V211H245L246 213H248L247 211H248V209H247V211H246V209L245 210H243ZM245 208H247V207H245ZM261 210H260V209ZM120 209V208H119ZM145 209H147V208H145ZM144 209V210H145ZM165 209V210H166ZM175 209V208H174ZM212 209V208H211ZM218 209V208H217ZM238 209V210H239ZM241 209H240V211H241ZM132 209H130V212H132L131 211ZM144 210H142V211H144ZM152 210V209H151ZM165 210H163L164 212H165ZM216 210V209H215ZM93 211H96L97 213H98V215L97 216H92L91 215V213L93 212ZM115 210H112V212H113V215H115V216H113L114 218H112L110 221H108V225H109V227H107L108 228V231L107 230H104V231H107V233H108V235H107V239L105 240L104 239V241H103V243H105V245H104V247L105 248H107V249H109V246L110 245H113V244H115V242H116V240H118L119 239V235L117 236L116 234L117 233H121L123 230H124V228H125V226H127L126 225V223H125V225H124V221H123V216L121 215V212H119L118 210H116L115 212H114ZM167 211V210H166ZM111 212V213H112ZM133 212H134V209H133ZM145 212V213H144ZM142 214H141V216L143 217V218H141V219H144V220H141V223L140 224H138L137 222H136V220L134 221V223L136 222L137 224H136V226H134V227H136L133 231V234L135 233V236H139V234H142V232H143V227L145 228V227H147V226H149L150 227V225H151V223H153L152 221H155V219L154 218H152V216L150 215V214H152V213H150V211H144ZM172 212L174 213V211L172 210ZM212 212V211H211ZM220 212V211H219ZM249 212H251L250 210H249ZM256 212V211H255ZM255 212H252V214H249L250 215V219H252V220H259L258 218H257V215H256V213ZM123 213V212H122ZM170 213H171V211H170ZM176 213V212H175ZM213 213V212H212ZM214 213H216V212H214ZM153 214H155L154 213V210H153ZM160 214V213H159ZM206 214V213H205ZM209 214H211V213H209ZM217 215H218V212L216 213ZM215 214V215H216ZM231 214V215H230ZM235 214V213H234ZM240 214V213H239ZM238 214V215H239ZM247 214V215H248ZM170 215H173V214H170ZM175 215V214H174ZM177 215H178V213H177ZM244 215V214H243ZM160 216V215H159ZM158 215H157V218L159 217ZM219 216V215H218ZM240 216V218L242 217V214L241 215H239ZM155 217V216H154ZM206 217V216H205ZM253 217V218H252ZM157 218H156V220H157ZM160 218V217H159ZM161 218H162V216H161ZM214 218H215V216H214ZM213 218V219H214ZM236 218V217H235ZM239 218V217H238ZM102 219L104 220L103 222H102ZM150 219H152L151 220V222H150V225H148L149 224V221H150ZM154 219V220H153ZM179 219H182L183 220V218H179ZM206 219V218H205ZM209 219V218H208ZM213 219H211V220H213ZM219 219V218H218ZM222 219V218H221ZM226 219H225V221H226ZM243 219V218H242ZM78 220H79V218H78ZM159 221H161L162 222V220H160V219H158ZM211 220H208V221H211ZM239 220V219H238ZM131 221V220H130ZM144 221V223H142ZM159 221H156V224L158 225V226H156L155 228L156 229H160L161 227L160 226H162L163 225V227L161 228V229H163L166 225L165 224H163L164 223V221H163V223H161V222H159ZM178 221V220H177ZM216 220L214 219V222H215ZM217 221H219L220 222V220H217ZM229 221V220H228ZM241 222H243L242 220H240ZM246 220H244V222H245ZM131 222H133V221H131ZM159 224H158V223ZM182 222V221H181ZM203 222V221H202ZM212 222V221H211ZM210 222V225H208V226H211L212 227V224H214V222L213 223H211ZM218 222V224H220ZM247 222H249L250 223V221H248L247 220ZM102 223L104 224L103 226H102ZM172 223V222H171ZM174 223V222H173ZM185 223V222H184ZM246 223V222H245ZM155 224V223H154ZM161 224V225H160ZM178 224H180V223H178ZM204 224V223H203ZM202 224V225H203ZM209 224V223H208ZM217 224V225H218ZM225 224H226V222H225ZM225 224L223 223V225L225 226ZM160 225V226H159ZM165 225V226H164ZM173 225V227L175 226L174 224H172ZM201 225V226H202ZM206 225H207V223H206ZM221 225V224H220ZM222 225V226H223ZM177 226V225H176ZM175 226V227H176ZM208 226L206 227V228H208ZM219 226V225H218ZM218 226H217V228H218ZM222 226H220V228H218V229H221L222 228ZM168 227V226H167ZM173 227H171L170 226V228H172L173 230H172V232H177V231H174L175 230V227L173 228ZM200 227V226H199ZM203 227V226H202ZM213 227H215V225H213ZM192 228V227H191ZM198 228V227H197ZM155 229V230H156ZM160 229V230H161ZM200 229V228H199ZM208 229H210L211 230V228H208ZM208 229H206V233H207V231H208ZM216 229V228H215ZM218 229H216L217 231H219ZM158 230H156V231H154V228H153V231L154 232H156V233H154V232H152V229H151V233H153V235H158L159 233H160V235H161V237H157V236H155V237H157V238H155V240L157 241V240H159V239H161V238H163V241L165 240V242H163L162 241V239H161V243H160V241L158 242V243H155L156 245H154V246H152L151 248H153L154 249V251H153V249L152 250H150L151 251V254H152V251H153V253H154V256L153 255H151V257L153 258V262H152V260H151V263L152 264H154V261H155V264H193V263H195L196 261H197V259L195 260L193 257H195V256H197V251H194V252H196V255L194 256L193 254V251H192V253L188 250V251H186V248L188 247V245H187V247L186 246H184V247H186L185 249H183L184 247H183V244H186V242L184 243H182V245L180 244V241L181 240H179V243L177 242L178 241V238L176 237V234L174 233V235L172 234L171 235V233L169 234V233H165V232H163L164 234H166V235H163V234H161L162 233V231H158ZM214 229L212 228V231H213ZM104 231H102V232H104ZM158 231V232H157ZM169 231V230H168ZM179 231V230H178ZM202 231V230H201ZM204 231V230H203ZM211 231V232H212ZM221 231H223L222 229H221ZM185 232V231H184ZM184 232H183V235H182V237H184ZM209 232V231H208ZM215 232V231H214ZM213 232V233H214ZM106 233V234H107ZM178 233V232H177ZM203 234H205L204 232H203ZM212 234V233H211ZM163 235V236H162ZM207 235V234H206ZM210 235V234H209ZM130 236H132V235H124V234H122V236H121V239L123 238L124 240H125V242L126 241H128L129 239H130ZM187 236H188V234H187ZM202 236V235H201ZM118 237V238H117ZM179 237H180V235H179ZM186 237V236H185ZM193 237V236H192ZM128 238V239H127ZM159 238V239H158ZM177 238V239H176ZM198 238V236L196 237V241L197 240H199V239H197ZM199 238H201V237H199ZM202 238H204V235H203V237ZM181 239V238H180ZM185 239V238H184ZM190 239V238H189ZM123 240V241H124ZM154 240V241H155ZM187 240V243H188V239H186ZM193 240H194V238H193ZM144 241H146L145 239H141V242H144ZM185 241V240H184ZM192 242V241H191ZM200 242V241H199ZM199 242H197V243H199ZM224 242H225V240H223L222 241V244H224ZM138 243H140V241H138ZM192 243H194V242H192ZM148 244H149V242H148ZM158 244V245H157ZM178 244H180V245H178ZM191 244V243H190ZM202 244V243H201ZM201 244H199L200 245V248L199 249H201V246H203V245H201ZM198 245V244H197ZM149 246H151V244H149ZM179 246H182V247H179ZM194 246V245H193ZM155 247V248H154ZM189 247H192V246H189ZM195 247H198V246H195ZM194 247V248H195ZM214 247V246H213ZM203 248V247H202ZM204 249V248H203ZM106 250V249H105ZM206 252H210V251H206ZM212 252V251H211ZM211 252L209 253V255L211 254ZM214 253V252H213ZM212 253V254H213ZM235 253V252H234ZM206 254V253H205ZM232 254V253H231ZM206 255H208V254H206ZM145 256H148V255H145ZM193 256V257H192ZM200 256V255H199ZM211 256V255H210ZM142 257H144V254H143V256ZM141 257V258H142ZM150 257V258H151ZM147 257H145L144 259H143V261H144V264H145V260H147L146 259ZM222 258H224V257H222ZM27 259V258H26ZM219 259H220V257H219ZM219 259H218V261H219ZM223 260V259H222ZM222 260L219 262V263H222ZM226 260V259H225ZM209 261H210V259H209ZM151 263H146V264H151ZM218 263V264H219ZM224 263H226V261L224 262ZM74 264H82V263H78V262H76V263H74ZM198 264V263H197ZM223 264V263H222Z\"/></svg>",
	"mask_w": 264,
	"mask_h": 264
},
{
	"label": "crops",
	"instance_id": "crops-1",
	"mask_svg": "<svg viewBox=\"0 0 264 264\" xmlns=\"http://www.w3.org/2000/svg\"><path fill=\"white\" fill-rule=\"evenodd\" d=\"M109 42L111 45H113L116 48H120L119 46H121L119 42L117 41L116 36H110Z\"/></svg>",
	"mask_w": 264,
	"mask_h": 264
}]
</instances>
